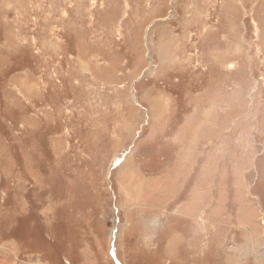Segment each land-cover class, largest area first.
Here are the masks:
<instances>
[{"label":"rangeland","instance_id":"rangeland-1","mask_svg":"<svg viewBox=\"0 0 264 264\" xmlns=\"http://www.w3.org/2000/svg\"><path fill=\"white\" fill-rule=\"evenodd\" d=\"M0 264H264V0H0Z\"/></svg>","mask_w":264,"mask_h":264},{"label":"water","instance_id":"water-1","mask_svg":"<svg viewBox=\"0 0 264 264\" xmlns=\"http://www.w3.org/2000/svg\"><path fill=\"white\" fill-rule=\"evenodd\" d=\"M232 66H233V64H230V65H229V67H232Z\"/></svg>","mask_w":264,"mask_h":264}]
</instances>
